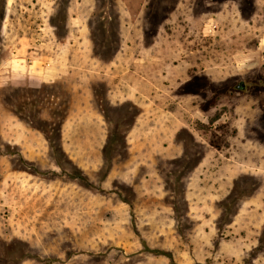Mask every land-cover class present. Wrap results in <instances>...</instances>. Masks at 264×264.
I'll return each instance as SVG.
<instances>
[{
    "label": "rangeland",
    "instance_id": "374dc122",
    "mask_svg": "<svg viewBox=\"0 0 264 264\" xmlns=\"http://www.w3.org/2000/svg\"><path fill=\"white\" fill-rule=\"evenodd\" d=\"M0 264H264V0H0Z\"/></svg>",
    "mask_w": 264,
    "mask_h": 264
},
{
    "label": "crops",
    "instance_id": "0c3cea01",
    "mask_svg": "<svg viewBox=\"0 0 264 264\" xmlns=\"http://www.w3.org/2000/svg\"><path fill=\"white\" fill-rule=\"evenodd\" d=\"M60 57L69 60L68 55L66 57L63 55ZM19 59H23V58L20 57ZM54 59L56 58H53V56H49L46 54H37L36 56H34L33 64L30 65L31 72L35 73L33 74L34 75L33 77L43 81V80H54L58 76H61L63 72L62 69L56 67L54 63H51V60L53 61Z\"/></svg>",
    "mask_w": 264,
    "mask_h": 264
}]
</instances>
